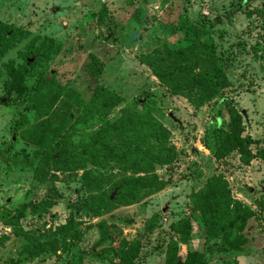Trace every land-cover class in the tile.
Here are the masks:
<instances>
[{
  "label": "rangeland",
  "instance_id": "rangeland-1",
  "mask_svg": "<svg viewBox=\"0 0 264 264\" xmlns=\"http://www.w3.org/2000/svg\"><path fill=\"white\" fill-rule=\"evenodd\" d=\"M103 9L106 16L100 24ZM202 19L216 21L210 34L227 56L230 83L222 96L240 111L242 136L258 140L250 145L255 153L264 147V0H0V23L21 31L13 44L0 51V264H119L114 250L123 240L140 241L133 264H164L168 243L179 239L171 226L184 219L191 221L192 231L188 244H179L181 264L188 252L201 253L205 264H264V159L255 157L245 164L236 152L215 159L202 140L221 118L220 98L196 108L185 96L172 95L142 62L155 48L183 45L179 27ZM42 48L48 50L44 58L30 52ZM91 54L104 64L97 79L87 74ZM31 57L30 74L16 96L10 93L9 66L17 68ZM50 73L59 86H69L84 100L96 84L122 97L104 117L109 121L118 119L124 109L148 110L166 128L173 162L156 165L153 171L165 184L162 190L142 192L137 202L114 205L109 213L94 218L80 203L108 191L131 171L109 163L74 171L43 165L35 172V148L18 137L12 122L23 110L32 85ZM101 122L100 118L79 127L74 140L87 137ZM221 122L229 128L228 116ZM218 174L226 178L233 198L254 212L245 225L247 242L240 252L226 251L220 238L207 241L193 210L190 194ZM94 178L100 182L87 190L83 181ZM115 194L113 190V198ZM45 199L53 201L48 212L32 214L29 204ZM13 214L18 226L41 240L69 218L80 222L75 228L79 235L66 250L24 259L18 257L24 239L4 223ZM105 226L110 239L96 245ZM66 239L70 241L69 233ZM92 248L94 254L89 253Z\"/></svg>",
  "mask_w": 264,
  "mask_h": 264
},
{
  "label": "trees",
  "instance_id": "trees-1",
  "mask_svg": "<svg viewBox=\"0 0 264 264\" xmlns=\"http://www.w3.org/2000/svg\"><path fill=\"white\" fill-rule=\"evenodd\" d=\"M105 16L106 9H103L98 20L100 24L104 22ZM215 24L216 21L207 22L205 19L197 23L189 21L184 23L179 27L183 35V45L155 48L142 57V62L172 95L185 96L196 108L220 98L221 118H218L213 128L207 129L202 144L215 159H222L236 152L240 160L248 164L255 157L264 159V147L252 153L250 145L257 143L258 140L252 139L249 135L242 136L240 111L232 108L222 96L223 90L230 84L228 62L226 54L218 50L210 34ZM20 34V29L0 23V51L13 44ZM110 37L111 34L106 36L107 39ZM30 52L32 55L38 53V56L44 58L48 50L42 48L37 52L34 50ZM31 63L27 58L24 64L17 68L9 66L10 93H17L16 96H19L24 87V79L30 74ZM103 70V62L91 54L87 66L88 76L97 79ZM122 101V97L98 84L88 99L84 100L79 92L69 86H59L55 75L50 73L48 77L41 76L32 85L23 110L12 122L13 131L18 137L20 136L26 145L35 148L32 154L38 157L36 173L43 165H51L55 171L61 169L74 171L86 165L97 167L109 163H116L124 171L132 172L114 181L108 191L92 194L80 203L79 206L87 209L94 218L109 213L114 205L137 202L142 192L154 193L162 190L165 184L153 173L154 168L156 165L163 166L173 162L174 152L167 146L169 132L148 110L137 112L124 109L116 120L109 121L104 118ZM74 108L76 114L73 112ZM225 116L230 119L228 129L222 127L221 119ZM100 118L102 122L95 131L79 141L74 140L79 127ZM13 161L18 162L15 157ZM138 172L144 174L136 175ZM98 182L100 179L94 178L90 181L84 180L83 184L87 190H91ZM113 190H116V194L111 199ZM190 198L197 219L204 227L205 239L212 241L220 238L226 251H242L247 242L243 231L254 212L233 198L224 175H212L207 178L199 190L190 194ZM29 205L31 213L40 216L48 212L53 201L48 199L37 203L32 201ZM15 215L9 216L4 223L24 239L18 253V257L24 259L35 260L45 253L66 250L79 235L75 228L80 222L69 218L64 224L57 226L51 236L41 240L18 226L14 219ZM154 226L152 222V227ZM171 227L179 235V239H172L168 243L164 264H178L179 244L186 245L191 240L190 220H180ZM68 233L71 239L67 242ZM58 234L61 237H57ZM109 239L108 228L102 227L96 245H103ZM140 248L139 240L133 242L123 240L114 250V256L119 259V264H133ZM89 253L94 254V250L90 249ZM184 264L205 263L201 253L188 252Z\"/></svg>",
  "mask_w": 264,
  "mask_h": 264
},
{
  "label": "water",
  "instance_id": "water-1",
  "mask_svg": "<svg viewBox=\"0 0 264 264\" xmlns=\"http://www.w3.org/2000/svg\"><path fill=\"white\" fill-rule=\"evenodd\" d=\"M55 10L53 9L52 10V12H54ZM33 60H34V58L33 57H31V58H29V62H33ZM5 101V99H2V102H4ZM242 114H244L245 115V112L244 111H242ZM172 118H173V116L172 115H170ZM13 139H14V136H13ZM192 151H194L196 154H198L199 152L196 150V149H192ZM113 198V195H111V199ZM94 248H92V250H93ZM178 264H181V262H180V260H178Z\"/></svg>",
  "mask_w": 264,
  "mask_h": 264
}]
</instances>
